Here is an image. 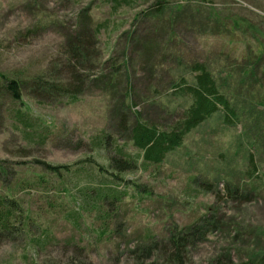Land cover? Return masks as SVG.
Listing matches in <instances>:
<instances>
[{
    "label": "rangeland",
    "instance_id": "1",
    "mask_svg": "<svg viewBox=\"0 0 264 264\" xmlns=\"http://www.w3.org/2000/svg\"><path fill=\"white\" fill-rule=\"evenodd\" d=\"M82 25L76 101L31 96L36 77L69 83ZM196 65L236 123L219 111L145 162L131 127L170 132ZM0 73L24 84L0 98V264H173L167 240L196 225L182 264H264V0H0Z\"/></svg>",
    "mask_w": 264,
    "mask_h": 264
},
{
    "label": "trees",
    "instance_id": "2",
    "mask_svg": "<svg viewBox=\"0 0 264 264\" xmlns=\"http://www.w3.org/2000/svg\"><path fill=\"white\" fill-rule=\"evenodd\" d=\"M160 3L161 2H158V5ZM159 8L161 7L157 6V11H159ZM87 31L88 28L86 25H82L80 33L75 37L74 42L68 46L71 56L69 62L72 64V60L74 61L72 66H70L69 83L65 85H56V83L47 81L43 77H36L29 82L28 89H31V96L34 98L54 99L55 101L65 96L68 97L70 103L76 101V95L81 93V85L83 83L81 76L75 71L76 66H83L88 56L95 53L94 46H92V43L96 42L94 35L89 36ZM193 70L195 74L193 84L183 85V87L177 85L175 87L176 91L190 95L192 97V104L184 112L183 119L177 123L170 132L159 131L156 127L148 126L140 121H136L134 126L131 127V140L133 145L142 152V159L145 162L159 164L168 152L181 146L182 140L186 134L219 111L223 113L225 123L229 125L236 123L237 116L234 109L229 105L226 98L219 93L217 85L210 73L200 65H196ZM181 83H184V80H182ZM23 87L24 84L20 80L12 79L0 73V98L7 96L14 102H21ZM250 162L253 163L252 158H250ZM112 165L116 167L117 170L125 172L131 169L132 162L122 160L121 157L119 159L113 158ZM53 169L56 170L58 168L55 167ZM253 171H255V168ZM111 176L117 177L113 173H111ZM104 185L105 184H102L101 187ZM11 215L10 211H0V231H8V222ZM204 224H206V222H204ZM202 230L203 227L200 228L199 225H196L193 227V230L188 233H178L169 238L165 251L167 262L182 264L185 249L189 245H192L195 240H199L202 237L204 233ZM74 248L81 256L82 249L76 246H74ZM69 264L74 263L71 262ZM79 264L84 263L81 262ZM211 264L225 263L222 258L216 259Z\"/></svg>",
    "mask_w": 264,
    "mask_h": 264
}]
</instances>
